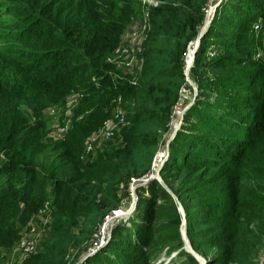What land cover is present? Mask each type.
Masks as SVG:
<instances>
[{"label": "trees", "instance_id": "trees-1", "mask_svg": "<svg viewBox=\"0 0 264 264\" xmlns=\"http://www.w3.org/2000/svg\"><path fill=\"white\" fill-rule=\"evenodd\" d=\"M135 1L0 0V261L1 248L49 206V236L21 264H68L69 251L76 256L118 203L119 184L150 171L185 83L187 43L209 0L149 6L139 69L114 79L107 58ZM258 18L264 0H220L215 7L188 71L195 96L159 169L205 264H253L264 246V66L251 46ZM69 94L76 101L70 123L48 139L41 108ZM117 105L120 142L84 157V140ZM147 181L135 186L139 220L113 226L80 264H151L162 249L182 256L165 264H199L182 247L174 199L154 178Z\"/></svg>", "mask_w": 264, "mask_h": 264}, {"label": "rangeland", "instance_id": "rangeland-1", "mask_svg": "<svg viewBox=\"0 0 264 264\" xmlns=\"http://www.w3.org/2000/svg\"><path fill=\"white\" fill-rule=\"evenodd\" d=\"M215 0H209L206 9V16L208 17L209 11L211 10V5ZM146 4L145 0H136L135 1V8L132 14V18L141 19L142 11L144 10V6ZM132 20V19H131ZM130 22V21H129ZM254 22V21H253ZM129 28V27H128ZM128 28H126L127 34L123 36V33L120 35V45L128 44L127 36H128ZM251 34V46L253 47L252 55L256 58L259 57L260 62L264 66V58L261 56H257V52L262 49V45L260 44V33L252 31ZM194 40V39H193ZM190 41L188 43V50L186 55L189 53L191 55L193 42ZM125 48H131L135 50V46H127ZM187 49V48H186ZM210 50V49H208ZM213 51H210L212 53ZM185 55L184 63L189 62V58L187 59ZM115 60H119L121 57L125 56L121 54L119 51H113L110 54V57ZM183 63V65H184ZM192 94L191 86L188 82L185 81L184 85L181 86L179 90V96L172 106L171 113L169 115L167 130L164 131L162 134V141L160 140L158 143L157 149L154 151L151 159H150V172H153L157 167L160 159L162 158V150H165V145L167 138L171 134L175 124L173 123V115L174 111L179 106H184L187 101L190 99ZM75 98L72 97L70 94L65 96L63 103L61 104H47L43 105L41 110L43 117L45 119L46 126L48 128L46 138L54 139L55 135L52 131H54L58 126L66 123L69 125L71 117L73 116L74 108L76 106ZM27 107V106H26ZM28 109V107H27ZM29 113V109H28ZM172 115V117H171ZM77 115L76 117H79ZM122 122L118 116L113 117L105 124V127L102 129L106 131L105 135L99 134L94 132L92 137L86 139L83 148V155L84 157L88 154H92L95 152L96 149H102L107 145H116L120 142V137L118 135V129L120 128ZM59 138V137H58ZM161 142V143H160ZM160 144V145H159ZM140 176L131 175L129 176L125 182L119 184L117 195H118V203L115 207H111L110 209L105 210L104 214L101 216L100 220L95 224L92 229V232L87 237V239L82 243L81 249L78 254L75 256V249L69 251L67 261L68 264H80V260L84 259L87 255V251L90 247L93 248L94 243H99L100 245L94 250L96 251L99 247L103 246L110 236V231L113 226H125L131 227L132 223L139 220V216L135 214V204L137 198V191L135 187H133V183L135 180L131 181L132 178L138 179ZM147 181V180H146ZM145 181V182H146ZM145 182L143 183L145 185ZM143 195H148L146 191L142 192ZM116 212V213H115ZM119 213V214H118ZM115 214V215H114ZM53 217V210L48 206L47 208L43 209L40 212L34 213L30 219L23 225L19 230V238L25 237L29 240L34 241V250L33 251H24L19 248L15 241L12 245L8 247L1 248L2 260L0 264H21L24 259L29 256L32 252L41 248L43 242H45L49 236L50 224ZM179 227V225H178ZM102 237V238H101ZM92 251V253L94 252ZM91 254V253H90ZM86 255V256H85ZM182 258L181 255H178L176 251H171L168 254H165V251L162 249L161 251L156 252L155 254L151 255V264H165V262L175 260L176 262ZM255 263L253 264H263L264 262V246L263 249L259 252L257 259H255ZM235 264V263H232Z\"/></svg>", "mask_w": 264, "mask_h": 264}, {"label": "built area", "instance_id": "built-area-1", "mask_svg": "<svg viewBox=\"0 0 264 264\" xmlns=\"http://www.w3.org/2000/svg\"><path fill=\"white\" fill-rule=\"evenodd\" d=\"M145 1H146V4L144 6V10L142 11L143 15H142L141 19H135V17H133V18L131 17L132 20L130 19V22H128V24L125 26V28L121 32V34L123 33V36H126V34H127L126 28L129 27L128 28L129 29L128 30V36H127L128 44L127 45H125V44L120 45V41H119V44L113 50V51H119L121 54H123L125 56L121 57L119 60H116V59L114 60L112 58V56L111 57L109 56L107 58L108 60H110L111 62H113L115 64V68L117 69L112 74L114 79H122L126 75H133L139 69L141 59H140V57H138L137 52L140 50L141 44L145 38L146 31L148 29V7L154 6L160 2V0H145ZM252 29H253V31L259 32L261 34L260 35V44L262 45V49L257 52V56H261L262 58H264V18L256 19L252 23ZM120 40L122 41L121 38H120ZM131 45L135 46V50H132L131 48H129V49L125 48V47L131 46ZM70 95L75 98V94H70ZM120 113H121V109L117 105L114 109L113 117L118 116L119 119L121 120V122H123ZM112 118H110V119H112ZM110 119H106L104 121L103 125L100 127V129H98L95 132L102 134V135H105V133H107V132L104 131L102 128L105 127V124ZM67 126L68 125L66 123H63L62 125L58 126L54 131H52L51 134H53V132H54V134L57 135L54 138L61 137L62 134L64 133V131L66 130ZM93 133H91L89 136H87L86 139L92 137ZM86 139L84 140V143H85ZM138 179H134V178L131 179L132 183L135 180V182L132 184L133 187H134V184L137 183V181H139ZM99 243H101V241L98 242L97 244L94 243L93 248L90 247L88 249L87 253L88 254L92 253V251H94L100 245ZM16 244L19 248H21L24 251H33L34 250V241L32 239L29 240L28 238L21 237L17 240Z\"/></svg>", "mask_w": 264, "mask_h": 264}, {"label": "water", "instance_id": "water-1", "mask_svg": "<svg viewBox=\"0 0 264 264\" xmlns=\"http://www.w3.org/2000/svg\"><path fill=\"white\" fill-rule=\"evenodd\" d=\"M220 0H215L212 5H211V10L209 11V15L207 17V19L205 18V13H204V16H203V19H202V22L197 30V33L196 35L194 36V42H193V48H192V53L190 55V58H189V62L188 63H184L183 65V74H184V78H185V81L189 83V85L191 86V90H192V94H191V97L190 99L187 101L186 104H184L181 112H180V115L178 116V120L173 128V131L171 132V134L169 135V137L167 138V141H166V145H165V151H164V155L162 156V158L160 159L157 167L155 168V170L153 172H148L146 171L145 173H143L140 177H139V181H137V183L134 184V187L140 183H143L145 182L146 180H149V179H152L154 178L156 181H158L165 189L166 191L171 195V197L174 199L175 203H176V209L177 211L179 212V215H180V222H179V227H178V231H179V235H180V238L182 240V247L184 250H186L187 252H189L190 254H192L199 262V264H205V259L199 254L197 253L190 245V242L185 234V217H184V211H183V208L182 206L180 205L177 197L175 196V194L170 191L168 189V187L164 184V182L162 181L160 175H159V169H160V166L162 164V161L164 160V158L166 157V153H167V143L168 141L173 137L176 129L178 128L180 122H181V117H182V113L184 112V110L191 104V102L193 101V98L195 96V93H196V86L194 84V82L190 79L189 77V74H188V71H189V68H190V65L192 64V60H193V54L195 52V47L199 41V37L204 33V31L206 30V27L210 21V19L212 18V15H213V12H214V9L215 7L217 6V4L219 3ZM189 43V41H188ZM187 43V45H188ZM187 47V46H186ZM86 255H89L88 253ZM85 255V256H86Z\"/></svg>", "mask_w": 264, "mask_h": 264}, {"label": "bare ground", "instance_id": "bare-ground-1", "mask_svg": "<svg viewBox=\"0 0 264 264\" xmlns=\"http://www.w3.org/2000/svg\"><path fill=\"white\" fill-rule=\"evenodd\" d=\"M208 4V2H207ZM205 18L207 19L206 13H205ZM189 46V45H188ZM188 50V48H187ZM190 57V54L188 53L186 55V58L188 59ZM183 106H179L175 111H174V115H173V123L176 124L177 120H178V116L180 115V112L182 110ZM173 131V130H172ZM175 137V136H174ZM148 182V181H147ZM119 214V213H118Z\"/></svg>", "mask_w": 264, "mask_h": 264}]
</instances>
